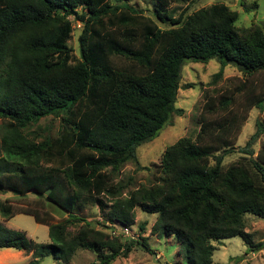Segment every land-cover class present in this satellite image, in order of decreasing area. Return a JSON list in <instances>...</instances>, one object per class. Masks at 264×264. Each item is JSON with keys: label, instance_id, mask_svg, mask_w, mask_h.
<instances>
[{"label": "trees", "instance_id": "trees-1", "mask_svg": "<svg viewBox=\"0 0 264 264\" xmlns=\"http://www.w3.org/2000/svg\"><path fill=\"white\" fill-rule=\"evenodd\" d=\"M173 1L156 0L145 17L129 0H0V193L31 192L43 209L40 214L4 198L0 216L31 215L47 225L50 241L37 243L0 222V249L31 253L27 264H39L46 256L69 262L77 249L87 247L107 250L97 264H111L134 245L148 250L141 236L124 241L111 233L113 225L134 224L136 206L158 213L152 233L174 236L186 264H212V241L235 236L247 252L264 248L253 243L244 222L246 213L264 219V143L256 155L251 147L264 132V93L254 95L245 83L237 89H248L246 112L256 107L262 118L238 148L237 160L223 164L234 152L226 139L235 114L218 124L224 137L219 147L201 143L212 129V121L202 116L196 141L182 137L163 152L160 182L118 196L122 186L113 176L126 162L137 163V147L158 136L173 114H182L175 101L187 61L217 60L221 68L215 78L226 64L248 76L264 71L260 24L237 27L238 13L223 0L192 12L185 8L171 18L166 8ZM70 18L83 22L73 63ZM114 58L132 65L117 66ZM218 102L227 111L233 97ZM203 107L215 110L212 99ZM60 114L65 125L57 138L37 141L24 132L41 118ZM80 199L107 207L103 229L76 214ZM48 202L65 218L53 222ZM76 223L70 233L67 227Z\"/></svg>", "mask_w": 264, "mask_h": 264}, {"label": "rangeland", "instance_id": "rangeland-1", "mask_svg": "<svg viewBox=\"0 0 264 264\" xmlns=\"http://www.w3.org/2000/svg\"><path fill=\"white\" fill-rule=\"evenodd\" d=\"M221 0H175L171 2L166 11L171 18H177L179 14L190 7V12L202 7L210 6ZM238 13L236 26L247 27L254 24H260L264 29V0H223L221 1ZM141 16L148 17L156 4V0H129ZM72 21L71 37L67 44L71 49V60L75 62L79 58L78 36L83 22ZM159 26V25H158ZM165 27V25H160ZM116 65L129 67L132 62L124 58H114ZM117 65V66H118ZM221 64L211 59L208 62L187 61L181 68L179 89L177 91L175 107L182 109V114H173L171 120L166 124L151 141L137 147V163L134 161L126 162L113 181L121 185L119 198H125L142 187H149L157 180L160 182L159 163L165 149L174 144L182 137H189L196 141L197 135L201 130V117H207L212 121V129L209 136L202 137V144H210L216 147L222 145L224 139L222 131L218 124L235 114L236 123L232 134L227 139L233 145L234 152L226 155L223 164L227 165L239 158L238 148L243 147L251 134L256 130L257 122L262 118V113L256 107H252L246 112V93L247 90L237 89L242 83L246 88H254V95L264 93V71L252 76L241 73L235 66L226 64L223 66L222 75L218 78L214 74L219 71ZM222 96L233 97V103L227 111H221L218 100ZM212 99L215 110L206 112L204 103ZM264 107V103H263ZM219 108V109H218ZM246 113V117H244ZM63 115L41 118L37 123L24 129V132L32 139L40 141L45 138H57L65 122ZM238 127V128H237ZM1 134V120H0ZM264 143V132L260 134L252 144L254 155H256ZM222 149H220L221 151ZM218 153V152H217ZM216 153V154H217ZM9 198L16 206L22 208H37L42 214L38 198L31 192L24 196H17L11 192L0 193V199ZM56 208V209H55ZM45 209L52 214V221L58 222L65 218L58 208L51 204H45ZM76 214L89 220L96 228L103 229L106 223L107 207L91 204L80 199L75 206ZM134 224L131 229L137 235L141 236L143 243L147 245L148 250L141 246L134 245L126 257H118L111 264H186L179 252V244L174 236L159 237L152 233L151 228L158 218V213H147L141 210L139 206L134 208ZM245 231L251 233L253 243L262 242L264 244V219L249 213L244 215ZM80 223L69 225L67 227L70 233H73ZM10 228L20 229L37 243H48L47 225L37 223L31 215L18 213L15 214L7 223ZM140 225L144 228L140 230ZM119 225H117V228ZM124 241L129 238H123ZM127 243V242H125ZM214 251L212 254V264H264V248L256 252H247V245L244 244L239 236H235L221 241H212ZM107 250H95L87 247L76 250L74 256L69 262L54 259L53 256H46L41 259L40 264H97L98 259ZM22 254V253H21ZM20 259L17 255H8ZM11 264H24L23 261L11 262Z\"/></svg>", "mask_w": 264, "mask_h": 264}, {"label": "crops", "instance_id": "crops-1", "mask_svg": "<svg viewBox=\"0 0 264 264\" xmlns=\"http://www.w3.org/2000/svg\"><path fill=\"white\" fill-rule=\"evenodd\" d=\"M12 218V217H11ZM4 220L1 216H0V222L10 228L7 223L9 222V220ZM11 229H15V230H20V229H16V228H11ZM48 229V228H47ZM22 231V230H20ZM24 232V231H23ZM26 234V232H24ZM26 236L31 239L27 234ZM32 240V239H31ZM34 241V240H33ZM36 242V241H35ZM22 253V254H21ZM6 254L10 255H17V256H20V259L18 258H14V257H11V256H6ZM32 259L31 257V253H27L23 250H16V249H12V248H4V249H0V264H11V262H19V261H23L24 264H27L30 260ZM40 264V263H39Z\"/></svg>", "mask_w": 264, "mask_h": 264}, {"label": "built area", "instance_id": "built-area-1", "mask_svg": "<svg viewBox=\"0 0 264 264\" xmlns=\"http://www.w3.org/2000/svg\"><path fill=\"white\" fill-rule=\"evenodd\" d=\"M108 225H110V224H108ZM113 227H114V230L111 231V233L114 235L121 234L123 237L129 238V239H136V237H137L135 232L131 229V226L119 225L118 226L119 228H117V225H113Z\"/></svg>", "mask_w": 264, "mask_h": 264}]
</instances>
